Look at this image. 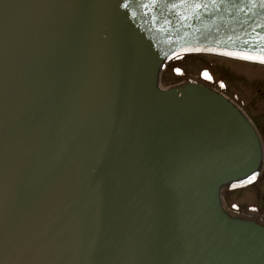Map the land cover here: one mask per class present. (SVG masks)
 Returning <instances> with one entry per match:
<instances>
[{
	"label": "water",
	"instance_id": "water-1",
	"mask_svg": "<svg viewBox=\"0 0 264 264\" xmlns=\"http://www.w3.org/2000/svg\"><path fill=\"white\" fill-rule=\"evenodd\" d=\"M187 54L264 66V4L0 0V264H264L224 199L262 138L220 90L163 86Z\"/></svg>",
	"mask_w": 264,
	"mask_h": 264
},
{
	"label": "rangeland",
	"instance_id": "rangeland-1",
	"mask_svg": "<svg viewBox=\"0 0 264 264\" xmlns=\"http://www.w3.org/2000/svg\"><path fill=\"white\" fill-rule=\"evenodd\" d=\"M187 70L196 77L214 80L228 92L229 97L235 98L255 124L264 144V66L208 57L191 64ZM224 199L229 209L246 210L248 213L242 214L264 222L263 216L253 213V210L264 212V170L247 186L227 190Z\"/></svg>",
	"mask_w": 264,
	"mask_h": 264
},
{
	"label": "trees",
	"instance_id": "trees-1",
	"mask_svg": "<svg viewBox=\"0 0 264 264\" xmlns=\"http://www.w3.org/2000/svg\"><path fill=\"white\" fill-rule=\"evenodd\" d=\"M208 57H213V56L203 55V54H189L174 59L172 62H170V64L167 66L164 72L163 80H162L163 85L170 86L180 83L181 81L186 79H197L206 82L207 84L221 90L222 92L228 95V92L223 87L218 85L214 80L209 78H204L202 76L196 77L187 70V67L190 66L191 64L196 63V61L200 59L202 60ZM233 99L237 102L235 98ZM233 209L241 213H248L246 210H241L240 208H233ZM253 211H252L253 213L264 217V212L262 213L261 211H256V210Z\"/></svg>",
	"mask_w": 264,
	"mask_h": 264
},
{
	"label": "snow or ice",
	"instance_id": "snow-or-ice-1",
	"mask_svg": "<svg viewBox=\"0 0 264 264\" xmlns=\"http://www.w3.org/2000/svg\"><path fill=\"white\" fill-rule=\"evenodd\" d=\"M262 4H264V0H260ZM229 55H233L232 53H229ZM248 59H254V57H247ZM262 60H264V57H261Z\"/></svg>",
	"mask_w": 264,
	"mask_h": 264
},
{
	"label": "bare ground",
	"instance_id": "bare-ground-1",
	"mask_svg": "<svg viewBox=\"0 0 264 264\" xmlns=\"http://www.w3.org/2000/svg\"><path fill=\"white\" fill-rule=\"evenodd\" d=\"M163 83V82H162ZM223 205V204H222ZM223 207H224V205H223Z\"/></svg>",
	"mask_w": 264,
	"mask_h": 264
}]
</instances>
